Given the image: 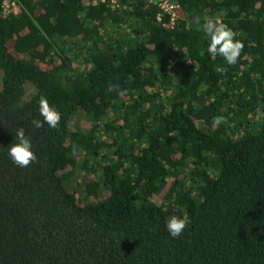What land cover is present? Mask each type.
<instances>
[{"label": "trees", "instance_id": "16d2710c", "mask_svg": "<svg viewBox=\"0 0 264 264\" xmlns=\"http://www.w3.org/2000/svg\"><path fill=\"white\" fill-rule=\"evenodd\" d=\"M173 1V27L145 0L0 16V264H264V0ZM205 17L243 42L236 64L207 52ZM41 96L55 129L32 124Z\"/></svg>", "mask_w": 264, "mask_h": 264}, {"label": "clouds", "instance_id": "9594fccd", "mask_svg": "<svg viewBox=\"0 0 264 264\" xmlns=\"http://www.w3.org/2000/svg\"><path fill=\"white\" fill-rule=\"evenodd\" d=\"M198 30L202 31L207 39V52L210 55L223 57L229 65L237 63L244 45L241 40L236 38V32L232 28L222 23L218 18L205 17L203 23L198 24ZM39 113L43 117V121L34 119L32 124L35 127H43V124L46 123L50 128H57L61 120V112L54 105H50L44 96L39 99ZM223 120L224 117H216L214 122L219 125ZM7 148L12 161L22 168L37 159L33 151L32 139L22 127L15 131L13 142ZM190 223V218L187 215L172 216L166 221V230L171 237L176 238Z\"/></svg>", "mask_w": 264, "mask_h": 264}, {"label": "built area", "instance_id": "2783aa9c", "mask_svg": "<svg viewBox=\"0 0 264 264\" xmlns=\"http://www.w3.org/2000/svg\"><path fill=\"white\" fill-rule=\"evenodd\" d=\"M85 5L104 3L111 8H117L120 6L119 0H83ZM150 5L157 7L156 19L167 23L170 27H173L176 20L180 18L179 5L173 0H145ZM20 12V6L17 0H2L0 16H12L18 15ZM166 17L164 21L163 17Z\"/></svg>", "mask_w": 264, "mask_h": 264}, {"label": "rangeland", "instance_id": "374dc122", "mask_svg": "<svg viewBox=\"0 0 264 264\" xmlns=\"http://www.w3.org/2000/svg\"><path fill=\"white\" fill-rule=\"evenodd\" d=\"M2 17V16H1ZM2 18H8V16L6 17H2ZM8 48L10 50H13V42L9 41L8 42ZM0 88H1V70H0ZM35 91V88L32 84L27 83L25 84V98L28 99ZM82 122V119H80V115L79 113L75 114L72 119L69 122L70 127L72 128L74 124ZM79 177H74L73 181L69 182L68 184V188L71 190L72 188L76 187V193L80 194L82 193L81 187L76 185V182L78 181Z\"/></svg>", "mask_w": 264, "mask_h": 264}]
</instances>
